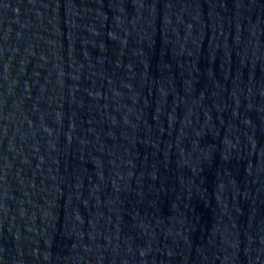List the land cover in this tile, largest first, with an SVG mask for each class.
Instances as JSON below:
<instances>
[{
	"label": "water",
	"instance_id": "obj_1",
	"mask_svg": "<svg viewBox=\"0 0 264 264\" xmlns=\"http://www.w3.org/2000/svg\"><path fill=\"white\" fill-rule=\"evenodd\" d=\"M0 264H264V0H0Z\"/></svg>",
	"mask_w": 264,
	"mask_h": 264
}]
</instances>
